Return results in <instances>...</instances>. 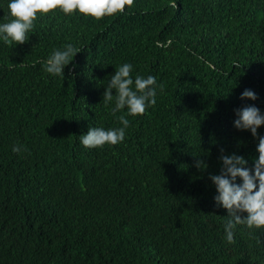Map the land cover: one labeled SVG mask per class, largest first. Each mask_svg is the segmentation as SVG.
Returning a JSON list of instances; mask_svg holds the SVG:
<instances>
[{"label": "trees", "instance_id": "1", "mask_svg": "<svg viewBox=\"0 0 264 264\" xmlns=\"http://www.w3.org/2000/svg\"><path fill=\"white\" fill-rule=\"evenodd\" d=\"M68 43L81 52L65 76L45 72ZM123 63L162 90L126 117L122 143L85 149L89 127L122 126L126 109L113 114L115 90L107 103L103 93ZM245 89L257 99L241 100ZM250 104L264 113V0H134L100 20L38 13L23 44L0 41V264H264V228L236 225L228 243L209 179L222 149L252 167L257 141L233 126Z\"/></svg>", "mask_w": 264, "mask_h": 264}, {"label": "clouds", "instance_id": "2", "mask_svg": "<svg viewBox=\"0 0 264 264\" xmlns=\"http://www.w3.org/2000/svg\"><path fill=\"white\" fill-rule=\"evenodd\" d=\"M134 0H8L7 15L11 20L0 23V41L4 43L23 44L26 34L33 28L37 14L46 15L59 10L65 15L82 14L100 20L105 16L111 17L125 12ZM81 50L71 43L62 48L54 49L44 64V71L52 76H65L64 69ZM133 65L123 63L115 66L103 93V100L107 103L113 99L115 90V106L113 114L126 109V114L118 119L121 127L108 128L89 127L88 131L79 136V143L85 149H99L105 145L115 146L125 139V130L129 125L127 116L143 115L148 107L156 103L157 85L154 76L143 78L139 75L133 79L131 72ZM255 101L257 94L251 89H245L240 99ZM233 126L241 131H249L256 139L257 155L253 159L252 167H248L245 156L232 152L219 156V174H211L209 179L215 186L214 200L217 206L228 213L225 224V238L228 243L233 241V229L243 224L249 229L264 228V135L259 128L264 125V113L254 104L246 105L235 110ZM12 152L18 153L20 146L14 144ZM198 169L207 168L205 161L198 159L195 165ZM239 179V182H237Z\"/></svg>", "mask_w": 264, "mask_h": 264}]
</instances>
